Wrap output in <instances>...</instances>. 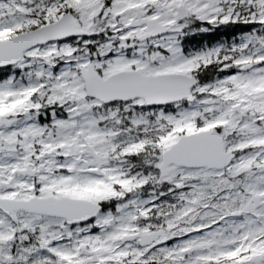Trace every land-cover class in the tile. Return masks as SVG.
<instances>
[{
	"label": "snow or ice",
	"instance_id": "snow-or-ice-1",
	"mask_svg": "<svg viewBox=\"0 0 264 264\" xmlns=\"http://www.w3.org/2000/svg\"><path fill=\"white\" fill-rule=\"evenodd\" d=\"M0 264H264V0H0Z\"/></svg>",
	"mask_w": 264,
	"mask_h": 264
}]
</instances>
